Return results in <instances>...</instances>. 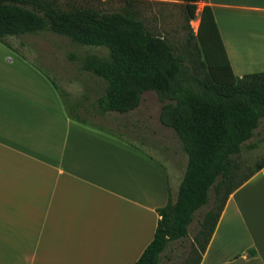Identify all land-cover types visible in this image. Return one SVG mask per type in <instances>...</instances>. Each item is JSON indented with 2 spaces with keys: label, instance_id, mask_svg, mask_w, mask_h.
Wrapping results in <instances>:
<instances>
[{
  "label": "crops",
  "instance_id": "1",
  "mask_svg": "<svg viewBox=\"0 0 264 264\" xmlns=\"http://www.w3.org/2000/svg\"><path fill=\"white\" fill-rule=\"evenodd\" d=\"M202 4L232 75L264 72V0ZM49 80L0 43V264H135L171 192L167 169L70 118ZM198 264H264V169L227 197Z\"/></svg>",
  "mask_w": 264,
  "mask_h": 264
},
{
  "label": "trees",
  "instance_id": "2",
  "mask_svg": "<svg viewBox=\"0 0 264 264\" xmlns=\"http://www.w3.org/2000/svg\"><path fill=\"white\" fill-rule=\"evenodd\" d=\"M121 1L116 10L104 11L63 7L57 0H0V43L6 44V37L49 32L105 50L101 56L72 57L80 72L103 83L90 103L85 105V96L68 101L49 80L67 114L78 122L91 123L82 115L127 114L138 107L144 92L156 95L158 122L172 132L186 161L175 198L171 201L168 195L156 210L153 238L135 264H160L171 244L188 236L195 214L206 207L186 256L177 263L198 264L227 197L264 169V156L247 170L240 161L264 118V72L232 75L206 5L198 14V47L175 56L164 38L146 31L135 10L138 0ZM176 1L184 3L192 17L196 4L204 0Z\"/></svg>",
  "mask_w": 264,
  "mask_h": 264
},
{
  "label": "rangeland",
  "instance_id": "3",
  "mask_svg": "<svg viewBox=\"0 0 264 264\" xmlns=\"http://www.w3.org/2000/svg\"><path fill=\"white\" fill-rule=\"evenodd\" d=\"M138 2L135 10L146 31L164 38L172 47L175 56H181L184 50L193 52L194 47H198L196 28L202 2L196 4L192 17L189 16L184 3L180 1L138 0ZM57 3L63 7L87 6L104 11L116 10L123 4L121 0H57ZM5 43L18 51V62H32L52 78L56 86L67 96L68 101L82 100L85 96L86 105L103 88V83L99 79L80 72L72 58L85 54L105 55L103 48L77 45L49 32L6 37ZM159 108L160 103L156 95L148 91L141 95L138 107L127 114L106 113L103 116L82 117L118 133L136 145L148 147L152 158L161 162L167 169L171 188L169 197L173 201L186 158L172 132L160 126ZM246 144H251L252 147L243 150L241 154L240 161L244 170L250 169L255 160L264 156V118L259 121L252 138ZM206 209L204 207L195 214L188 227V236L183 241L171 244L168 253L162 255L160 264H177L182 261L187 254L190 238L198 227L197 221Z\"/></svg>",
  "mask_w": 264,
  "mask_h": 264
}]
</instances>
